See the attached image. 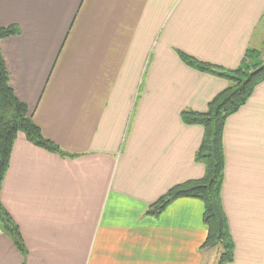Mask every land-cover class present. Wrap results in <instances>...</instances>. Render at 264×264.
Returning <instances> with one entry per match:
<instances>
[{"label": "crops", "instance_id": "crops-1", "mask_svg": "<svg viewBox=\"0 0 264 264\" xmlns=\"http://www.w3.org/2000/svg\"><path fill=\"white\" fill-rule=\"evenodd\" d=\"M10 26L19 34L0 41L10 87L74 157L17 135L0 201L26 254L0 231V264H216L218 251L200 248V200L148 208L204 176L203 128L180 113L206 111L227 87L177 51L235 69L262 50L264 0H0V28ZM222 143L226 264H264V81L226 119Z\"/></svg>", "mask_w": 264, "mask_h": 264}, {"label": "trees", "instance_id": "trees-1", "mask_svg": "<svg viewBox=\"0 0 264 264\" xmlns=\"http://www.w3.org/2000/svg\"><path fill=\"white\" fill-rule=\"evenodd\" d=\"M18 34L19 29L16 26L0 28V41ZM177 55L189 68L225 80L227 87L208 103L206 111L184 110L180 113L183 124L199 125L203 128V138L195 160L204 165V176L170 188L149 206L148 214L158 216L178 199L200 200L203 204L202 221L206 228V236L200 248L216 249L219 253L216 264H226L233 260L234 245L220 200L224 170L223 128L226 119L237 112L250 98L255 87L264 81L263 54L258 50L247 49L235 69L202 62L181 51H177ZM19 133L31 144L47 152L63 158L74 157L42 136L38 126L29 117L26 105L17 99L11 89L9 74L0 52V190L9 166L12 146ZM0 231L11 240L21 255L26 254L19 228L1 201Z\"/></svg>", "mask_w": 264, "mask_h": 264}, {"label": "rangeland", "instance_id": "rangeland-1", "mask_svg": "<svg viewBox=\"0 0 264 264\" xmlns=\"http://www.w3.org/2000/svg\"><path fill=\"white\" fill-rule=\"evenodd\" d=\"M259 51H261V53L263 54V52H264V44H263L262 50H259ZM263 59H264V57H263ZM143 74H145V70H144Z\"/></svg>", "mask_w": 264, "mask_h": 264}]
</instances>
